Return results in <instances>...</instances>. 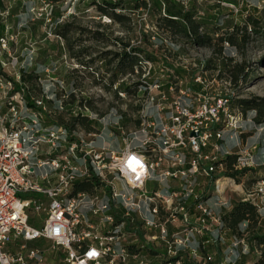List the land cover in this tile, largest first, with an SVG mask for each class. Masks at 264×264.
Listing matches in <instances>:
<instances>
[{
    "label": "built area",
    "instance_id": "1",
    "mask_svg": "<svg viewBox=\"0 0 264 264\" xmlns=\"http://www.w3.org/2000/svg\"><path fill=\"white\" fill-rule=\"evenodd\" d=\"M11 40L0 37V68L13 70L0 72V264H184L205 233L213 242L221 238L216 208L229 205L232 179L215 161L225 131L245 123L231 108L233 92L212 94L200 73L171 97L182 79L164 85L155 78L145 86L129 142L119 151L97 149L65 125L47 123L46 103L54 96L30 94L20 71L31 60L11 57ZM146 63L143 78L152 73ZM253 165L249 153L236 156L235 169ZM88 178L100 186L78 191L74 183ZM148 246L161 253L150 257Z\"/></svg>",
    "mask_w": 264,
    "mask_h": 264
},
{
    "label": "rangeland",
    "instance_id": "2",
    "mask_svg": "<svg viewBox=\"0 0 264 264\" xmlns=\"http://www.w3.org/2000/svg\"><path fill=\"white\" fill-rule=\"evenodd\" d=\"M102 1L118 0H0V37L4 34L12 37L7 46L11 57L17 61L27 59V63L31 60L25 72V75L30 72L34 76L32 80L25 81L30 94L37 97L42 94V90L49 91L53 98L64 103L63 109L57 108L59 105L55 101L46 103L48 122L72 124V120L81 112L88 114L94 129L88 132L76 123L73 130L82 134L86 143L94 141L93 145L97 149L104 147L119 151L123 149L125 141L129 142L126 140L128 136L136 131L138 111L147 100L145 86H135L139 94H133L134 91L127 93L125 87L134 90V84H139L137 82L141 79L150 82L160 78L164 85L182 79V87L170 90V96L173 97L185 91L193 74L204 73L203 79L208 82L207 89L212 94L227 90L234 93V100L264 97V0H174L184 3V10L194 12L197 19L204 16L213 19L214 22H207L206 26L208 34L214 38L212 47L197 46L185 39L173 37L160 27L151 11V0H145L147 8L138 10L132 9V0H119L125 4V10L117 12L130 17L129 21L123 23L113 22L98 10L95 2ZM248 20L256 22L257 32ZM69 23L72 27L69 33L71 43L82 41V59L95 60L87 66H81L69 55L66 41L56 34L59 25L62 27ZM215 26L220 28L219 36L231 33L235 45L225 43L220 52L214 53L220 47L211 29ZM79 28L85 33L80 34ZM244 28L245 38L242 37ZM95 30H99L101 37L106 40L119 39L131 48L142 50L146 54L145 59L152 65L149 78L142 77L147 63L142 67V74L139 70L132 74L115 72L117 75L113 77L116 62L105 65L104 60L97 57L105 52L113 54L119 51L120 44L94 40L92 32ZM112 54L107 55L108 60ZM2 57L9 59L5 54ZM0 72L11 76L13 70L8 66L4 71L0 68ZM80 101L85 106H78ZM231 108L240 113L235 103H232ZM254 116L255 112L248 111L242 115L245 123L240 130L225 131L223 148L228 151L227 154L237 156L249 153L255 161V165L247 169L252 170L244 175L229 177L232 180L226 198L230 202H257L259 212L263 214L264 123L253 124ZM220 154L225 156L222 150ZM28 195L24 192L19 194L23 199ZM44 218L45 213L42 212L39 222L42 223ZM110 228L108 224L105 230ZM192 245L195 251L187 259L192 264L205 263L202 257L205 252L216 258V248L225 252L228 262L236 253L234 248L226 251L228 247L224 243L215 248L211 239ZM250 255L254 257L257 253ZM253 260L249 256L245 264H253Z\"/></svg>",
    "mask_w": 264,
    "mask_h": 264
},
{
    "label": "trees",
    "instance_id": "3",
    "mask_svg": "<svg viewBox=\"0 0 264 264\" xmlns=\"http://www.w3.org/2000/svg\"><path fill=\"white\" fill-rule=\"evenodd\" d=\"M96 6H98V10L104 15H107L113 22L115 23H123L125 21H129L130 17L127 14H123L117 12V10H125V4L122 1H102L101 3L95 2ZM132 9L138 10L141 8H147V3L145 0H132ZM151 11L156 17V21L160 27L166 29L173 37H178L180 39H185L197 46H204V47H212V41L214 38L208 34L207 29V22H214L212 18H208L206 16L200 17L197 19L195 17V13L191 11H185L183 5L180 2H176L174 0H151ZM56 22V20H54ZM251 23L257 32L258 30L255 28L256 22L253 20H248ZM99 27L102 25L99 24ZM239 27V26H237ZM74 28V27H73ZM214 34L216 35L215 41L217 44L219 43L220 47L218 50H214L215 52H220L223 45L225 43L230 45H235V41L233 40V36L230 33L228 36L225 34H220L218 31L220 28L212 27ZM246 28L242 33V37H246ZM72 27L71 24H65L61 27L58 26L56 30V34L59 35L62 39L66 41L67 44V51L69 55L75 58L81 66H87L88 64L94 62L95 60L84 61L82 59L84 54V49L81 45V40H77L74 44L70 41L69 33L71 32ZM239 31V28L237 29ZM80 34L85 33V31L79 28ZM2 32V30H1ZM94 40L98 42H105L111 41V44H120V50L115 53L105 52L104 54L97 57V59L104 60L105 65H109L110 63L116 62L114 65L113 70V77L117 74L115 72H121L123 74L127 73H134V71L139 70L142 74V67L143 65L149 61L146 60V54L143 53L142 50L138 48H131L129 44L119 41V39L115 40H106L102 38V33L99 30H95L92 32ZM112 54V58L108 60L107 55ZM148 58V56H147ZM208 64H206V69ZM35 69L32 72L35 73ZM26 71L22 70V80L27 82L28 80H32L34 76L29 72L28 75H25ZM36 77V76H35ZM139 84H134V87L137 85L144 86L148 85V81L141 79ZM27 90L28 87L26 86ZM137 87L132 90L130 87H125V91L127 93H136ZM29 91V90H28ZM52 101L58 105V98H53ZM230 103H235L237 109L240 111V114L246 115L248 111L255 112L254 119L252 121L253 124H263L264 123V97L254 96L249 99H237L234 100L233 96L230 99ZM62 103V109L64 108V103ZM74 103V102H73ZM85 106L82 102H78V106ZM59 108V106H57ZM88 114H79L78 117L72 120V124H63L71 131L74 129L75 124H79L90 132L94 128L92 127V122L89 121ZM47 123H56V122H47ZM58 124V123H57ZM235 161L236 156L235 154H227L225 156L218 157L215 161V165L218 168H222V174L226 177L236 178L238 174L244 175L247 171L252 169H244L243 171H237L235 169ZM201 180V184H202ZM77 190L85 193H90L94 190L95 187L100 186L99 182L96 178H88L84 180H80L74 183ZM201 184L197 187V190L200 191L202 189ZM221 223L222 226L220 236L216 242H214L215 248L217 246H221V243L226 245L229 251L231 248L236 250V253L231 257V260H235V264H245L246 263V255L257 253L253 257V264H264V218L261 216L259 212V205L257 202L250 201V200H239L232 204V207L229 211L225 213H221ZM203 240H208V237H203ZM244 240L248 246V253L244 254L242 251L243 246L240 244V240ZM203 240L200 243H203ZM202 247V245H201ZM203 248V247H202ZM216 258H212L209 252H205L202 257L205 261L204 264H227V259L225 252L220 251V248L214 249ZM160 248H148V255L150 257H155L159 255ZM200 253V252H199ZM190 254H186L183 258L184 264H192L187 262V259ZM157 261H162V259H157Z\"/></svg>",
    "mask_w": 264,
    "mask_h": 264
},
{
    "label": "crops",
    "instance_id": "4",
    "mask_svg": "<svg viewBox=\"0 0 264 264\" xmlns=\"http://www.w3.org/2000/svg\"><path fill=\"white\" fill-rule=\"evenodd\" d=\"M102 146H106V145H104V144H101ZM110 147V146H109ZM224 147V146H223ZM225 148V147H224ZM226 149H223V153L225 154L226 153ZM227 155V154H226ZM204 182H206V181H204ZM79 191V190H78ZM81 192V191H80ZM234 203V201L232 202H230L229 201V205L227 206V207H224V208H216V210L218 211V212H221V213H225V212H227V211H229L230 210V208L232 207V204ZM191 212H193V210L191 211ZM261 213H263V214H261L262 215V217L264 218V211L263 212H261ZM203 237H205V239H206V237H208V239L210 238V236H209V233H205L203 236H202V238ZM148 248H152L151 246H148ZM57 254V252L56 251H53V252H51L50 253V255L48 256L49 258L50 257H54L55 255ZM247 257H246V260L249 258V256H251V258L253 259V256L252 255H250V254H248V255H246ZM246 262H248V261H246Z\"/></svg>",
    "mask_w": 264,
    "mask_h": 264
}]
</instances>
